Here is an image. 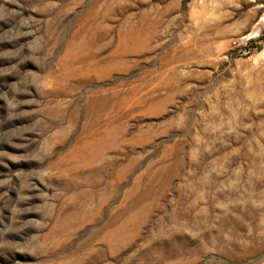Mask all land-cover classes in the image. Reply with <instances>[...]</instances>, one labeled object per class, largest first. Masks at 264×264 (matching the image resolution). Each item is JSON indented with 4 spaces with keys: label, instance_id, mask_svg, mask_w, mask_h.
<instances>
[{
    "label": "rangeland",
    "instance_id": "obj_1",
    "mask_svg": "<svg viewBox=\"0 0 264 264\" xmlns=\"http://www.w3.org/2000/svg\"><path fill=\"white\" fill-rule=\"evenodd\" d=\"M0 264H264V0H0Z\"/></svg>",
    "mask_w": 264,
    "mask_h": 264
},
{
    "label": "trees",
    "instance_id": "obj_2",
    "mask_svg": "<svg viewBox=\"0 0 264 264\" xmlns=\"http://www.w3.org/2000/svg\"><path fill=\"white\" fill-rule=\"evenodd\" d=\"M187 3V1L185 2V4Z\"/></svg>",
    "mask_w": 264,
    "mask_h": 264
},
{
    "label": "built area",
    "instance_id": "obj_3",
    "mask_svg": "<svg viewBox=\"0 0 264 264\" xmlns=\"http://www.w3.org/2000/svg\"><path fill=\"white\" fill-rule=\"evenodd\" d=\"M242 44H244V43H242Z\"/></svg>",
    "mask_w": 264,
    "mask_h": 264
}]
</instances>
